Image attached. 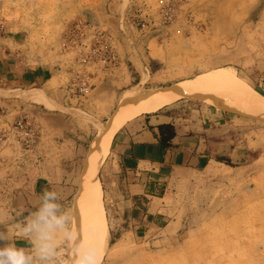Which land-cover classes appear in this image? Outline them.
<instances>
[{
    "label": "rangeland",
    "instance_id": "374dc122",
    "mask_svg": "<svg viewBox=\"0 0 264 264\" xmlns=\"http://www.w3.org/2000/svg\"><path fill=\"white\" fill-rule=\"evenodd\" d=\"M0 34L12 61L41 67L49 81L19 90H37L66 109L0 91V125L8 129L0 165L17 166H0V186L1 177L17 175L27 189L35 158L67 177L71 190L62 204L73 261L82 247L79 175L117 107L214 72L257 93L264 74V0H0ZM231 120L233 141L242 143L231 167L200 170L174 189L184 200L174 201L153 229L112 230L102 193L105 247L98 264H264V121ZM17 122L33 127L36 145L27 148L24 136L13 134ZM57 243L63 258L67 242L60 235Z\"/></svg>",
    "mask_w": 264,
    "mask_h": 264
},
{
    "label": "crops",
    "instance_id": "0c3cea01",
    "mask_svg": "<svg viewBox=\"0 0 264 264\" xmlns=\"http://www.w3.org/2000/svg\"><path fill=\"white\" fill-rule=\"evenodd\" d=\"M6 42L1 40L0 34V85H6L0 86L1 92L10 96L14 92H26L18 88L23 85L49 82L41 67L24 68L18 60L12 61V55L4 45ZM230 76L235 78L226 74L229 79ZM240 82L248 87L246 82ZM255 90L256 94L264 97V74L257 79ZM200 99L207 100L196 101ZM53 110L63 113L66 109L56 105ZM233 115L249 118L231 109L219 97L185 98L155 113L139 116L117 130L99 175L110 228L118 230L126 225L133 227L136 233L153 229L156 227L155 219L166 216L171 205L174 207V201L184 200L174 189L190 184V177L200 170L231 167L217 159L224 158L230 162L236 150L241 148V141H233L230 132ZM166 127L174 131L167 148L161 145L159 135L160 129ZM232 144L239 147L231 150ZM46 162L35 158V163L31 164L34 177L26 181L29 183L27 189L23 176L1 177L0 231H6L18 247L29 251L31 244L22 235V229L30 215L41 206L44 190L56 193L55 202L60 205L57 215L61 216L66 210L62 201L71 190L66 187L67 177L49 171ZM0 166L2 170L17 167L6 162ZM71 244L67 242V255L72 259L69 255ZM61 252L59 249L58 257Z\"/></svg>",
    "mask_w": 264,
    "mask_h": 264
},
{
    "label": "bare ground",
    "instance_id": "6f19581e",
    "mask_svg": "<svg viewBox=\"0 0 264 264\" xmlns=\"http://www.w3.org/2000/svg\"><path fill=\"white\" fill-rule=\"evenodd\" d=\"M12 94L25 101L37 103L48 110L56 108L55 103L37 90L14 92L10 95ZM202 97H219L238 113L249 118L264 120V97L245 86L235 84L225 75L214 72L195 76L148 94L141 93L132 101L117 107L106 125L100 128L102 135L93 141L86 163L79 175L75 211L78 228L82 235V246L98 250V262L105 247L106 222L101 201L99 171L108 155L113 135L139 116L155 113L181 99Z\"/></svg>",
    "mask_w": 264,
    "mask_h": 264
},
{
    "label": "clouds",
    "instance_id": "9594fccd",
    "mask_svg": "<svg viewBox=\"0 0 264 264\" xmlns=\"http://www.w3.org/2000/svg\"><path fill=\"white\" fill-rule=\"evenodd\" d=\"M56 199L55 192L45 189L41 206L23 227L22 235L29 239L30 251L18 247L6 231H0V264H56L57 261L59 264H98L99 252L91 247L82 246L75 261L67 254L58 257L57 237L62 235L70 243L72 236L65 228V217L57 215L60 205Z\"/></svg>",
    "mask_w": 264,
    "mask_h": 264
},
{
    "label": "built area",
    "instance_id": "2783aa9c",
    "mask_svg": "<svg viewBox=\"0 0 264 264\" xmlns=\"http://www.w3.org/2000/svg\"><path fill=\"white\" fill-rule=\"evenodd\" d=\"M13 134L17 135V137L24 136L25 145L27 148L33 147L37 143V135L36 131L32 126L23 125L21 122H17L15 124ZM8 137V129L4 124L0 125V147L4 145L7 141ZM20 143V142H18Z\"/></svg>",
    "mask_w": 264,
    "mask_h": 264
},
{
    "label": "trees",
    "instance_id": "16d2710c",
    "mask_svg": "<svg viewBox=\"0 0 264 264\" xmlns=\"http://www.w3.org/2000/svg\"><path fill=\"white\" fill-rule=\"evenodd\" d=\"M159 135H160L161 145H163L165 148L169 147L170 146L169 142L174 136L173 129L171 127H166V128L160 129ZM217 160L221 163H224L228 166H231L230 162L227 159L218 158Z\"/></svg>",
    "mask_w": 264,
    "mask_h": 264
}]
</instances>
